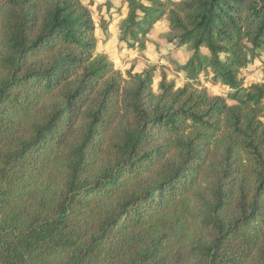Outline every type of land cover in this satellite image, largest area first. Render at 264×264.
Here are the masks:
<instances>
[{
  "label": "trees",
  "instance_id": "16d2710c",
  "mask_svg": "<svg viewBox=\"0 0 264 264\" xmlns=\"http://www.w3.org/2000/svg\"><path fill=\"white\" fill-rule=\"evenodd\" d=\"M121 1L181 85L95 53L92 0H0V264H264V0Z\"/></svg>",
  "mask_w": 264,
  "mask_h": 264
},
{
  "label": "rangeland",
  "instance_id": "374dc122",
  "mask_svg": "<svg viewBox=\"0 0 264 264\" xmlns=\"http://www.w3.org/2000/svg\"><path fill=\"white\" fill-rule=\"evenodd\" d=\"M90 10L96 27L97 49L95 53L107 55L115 69L122 73L127 70L133 73L140 72L153 66L155 68L154 91H157V84L162 73H165L168 80L175 81L178 86L181 85L182 77L177 66L186 61L190 48L185 45L177 49L166 40L167 21L165 17L151 28L145 49L130 52L118 39L119 27L125 16V4L121 0H92ZM101 21L105 22L104 29L100 27ZM263 66L264 48L260 49L258 56L251 59L239 73L246 86L262 81ZM206 87L211 94H225L227 91L221 85L206 83Z\"/></svg>",
  "mask_w": 264,
  "mask_h": 264
},
{
  "label": "crops",
  "instance_id": "0c3cea01",
  "mask_svg": "<svg viewBox=\"0 0 264 264\" xmlns=\"http://www.w3.org/2000/svg\"><path fill=\"white\" fill-rule=\"evenodd\" d=\"M123 45H124V44H123ZM124 48H126V50H128V51H130V52H133V51L137 50V49H129V48L125 47V46H124Z\"/></svg>",
  "mask_w": 264,
  "mask_h": 264
}]
</instances>
